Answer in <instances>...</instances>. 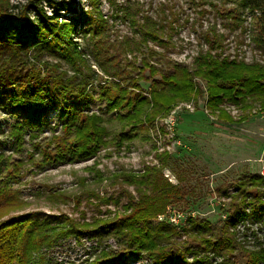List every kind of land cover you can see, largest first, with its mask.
<instances>
[{
    "label": "trees",
    "instance_id": "trees-1",
    "mask_svg": "<svg viewBox=\"0 0 264 264\" xmlns=\"http://www.w3.org/2000/svg\"><path fill=\"white\" fill-rule=\"evenodd\" d=\"M44 1L53 7V12L45 10L40 4L42 0H27L23 4L0 0V89L8 88L5 93L11 107L28 110L26 119L13 123L8 131L12 150L23 152L27 135L31 140L37 139L46 127L47 108L55 103L58 107L53 128L60 126L62 133L54 134L45 145L33 141V150L28 152L31 159L35 152L41 154L40 159L34 160L38 168L88 160L113 142L104 116L88 112L79 102L89 96L88 88L95 79H100L108 111L125 127L129 126L130 132L145 127L156 130L159 119L166 117L177 102L192 100L197 104L204 95L202 81L207 92L206 109L221 122L243 123L264 112V60L248 62L225 54L227 35L216 25L203 33L207 48L198 52L191 65L169 59L164 68L144 57L141 66L134 62L127 66L121 53L140 51L141 45L152 42L165 50H175L172 37L177 26L171 23L165 27L162 21L145 15L139 23L140 39L135 42L127 37L124 48L117 50L120 47L114 48L109 40L111 18L99 9V0H91V9H80L77 17L72 15L69 21L60 19L57 0ZM227 1L233 6H221ZM60 2L66 11H77L74 1ZM210 3L225 27L238 28L244 25L243 16H252V40L264 55V0ZM205 13L203 10L200 15ZM118 15L127 19L125 14ZM109 47L113 48L111 53ZM150 51L155 54L153 49ZM45 56L64 60L83 75L82 80H65L64 72H57ZM141 79L150 82L147 90ZM159 128L166 133L164 127ZM132 137L121 135L122 140ZM2 142L0 138V146ZM156 158L157 163L145 164L141 172L121 173L122 183L134 186L137 195L123 188L128 202L110 211L108 217L89 221L64 214V221L52 223L35 218L33 212L2 219L22 206L12 185L20 182L26 172L22 160H8L0 149V264H131L133 260L191 264L190 254L194 255L193 264L264 263V246L245 247L235 231L236 225L245 219L264 222V174L246 172L232 187H219L218 191L223 190L227 199L228 216L216 223L189 217L182 229L186 234L183 239V233L174 225L155 223L158 215L184 195L182 188L163 172L170 159L168 150L156 153ZM110 236L115 244L107 241ZM68 239L79 244L86 239L92 241L96 244L95 253L79 263L58 260L56 252ZM214 256L221 257L220 261Z\"/></svg>",
    "mask_w": 264,
    "mask_h": 264
},
{
    "label": "rangeland",
    "instance_id": "rangeland-1",
    "mask_svg": "<svg viewBox=\"0 0 264 264\" xmlns=\"http://www.w3.org/2000/svg\"><path fill=\"white\" fill-rule=\"evenodd\" d=\"M26 1L11 0L12 3L22 4ZM60 1L57 0L56 5L59 8V17L63 20L69 21L72 15L77 17L80 9L92 8L91 0H71L75 2L77 11L68 12L63 9ZM210 1L99 0V9L105 16L111 18L109 40L114 48L120 47L117 50L124 48L123 43L127 37L135 42L140 39L139 23L145 15L162 21L165 27H169L171 23L177 26V31L172 37L176 45L175 50H165L150 42L148 45H141L140 51L135 50L131 53L128 50L121 53V60L127 66L133 62L136 66H141L144 57L164 68L168 65L169 59L191 65L198 52L207 48L203 33L213 25L227 35L224 43L225 54L236 55L248 62L264 60L263 52L256 48L252 40L255 24L252 16L242 17L245 28L244 25L238 28L225 27ZM212 1L221 4V0ZM40 4L47 12H53V7L48 2L42 0ZM232 4L231 1H227L221 6L230 7ZM203 10H206V13L201 16L200 12ZM31 14L34 15L35 11ZM118 14H125L127 19L120 18ZM78 40L82 44L85 43L84 39L78 37ZM151 49L155 54L151 53ZM108 50L111 53L113 48L109 47ZM44 59L56 67L57 72H64L65 80L73 77L75 79L71 81L82 80L83 75L76 73L64 60L53 56H45ZM92 66L99 70L96 64ZM133 74L137 75L135 71ZM145 74L148 75V72ZM140 83L145 90L150 86V82L145 79H141ZM202 86L204 95L199 97L197 104L192 100L180 101L173 107L175 110L172 113L173 109L170 111L176 122L174 128L167 116L159 119L156 130L145 127L130 132L129 126L125 127L108 111V102L102 95L100 79H95L88 88L89 96L80 99L79 102L88 112H97L104 116L113 142L88 160L63 163L56 167L50 165L42 169L34 164L35 159L42 157L41 154L35 152L34 159H31L28 152L33 150V141L38 140L45 145L54 134L62 133L60 126L53 128L58 114L56 103L47 108L46 127L39 133L38 138L31 140L27 135L25 150L16 153L12 150L8 131L13 123L26 119L28 110L26 107L20 109L11 107L8 94L5 93L8 88H1L0 138L3 142L0 149L8 160H22L26 172L20 182L12 185L22 206L12 209L2 219L29 212H33L34 217L41 221L52 223L64 221V214L89 221L96 217H108L110 211L114 212L128 202V196L123 188H128L137 195L134 186L122 183L121 173L131 170L141 172L145 164L158 162L156 153L168 150L170 159L163 172L168 174L169 178L165 176L172 183L182 188L184 195L178 196L165 213L158 215L155 223L168 222L183 233L182 229L191 216L205 218L214 223L223 221L228 216V204L223 190L219 192L218 188L226 185L232 187L238 177L246 172L264 174V112L253 115L243 123L221 122L208 113L207 92L203 81ZM232 112L236 113L235 110ZM159 127H164L166 133L163 134ZM122 134L133 137L122 140ZM98 171L102 174L101 177L98 176ZM95 194L100 197H96ZM102 197L110 198L111 201L104 202ZM256 220L245 219L235 227L237 238L245 247L251 249L259 244L264 246V222ZM185 237L186 234L183 233L181 238ZM107 241L115 244L112 236ZM63 245L56 252V256L58 260L62 259L66 263H79L85 257L93 255L96 248V244L88 239L83 244L68 239ZM193 257V254L188 257L191 264ZM214 259L220 261L221 257L214 256ZM131 264L149 263L146 260H133Z\"/></svg>",
    "mask_w": 264,
    "mask_h": 264
},
{
    "label": "built area",
    "instance_id": "built-area-1",
    "mask_svg": "<svg viewBox=\"0 0 264 264\" xmlns=\"http://www.w3.org/2000/svg\"><path fill=\"white\" fill-rule=\"evenodd\" d=\"M192 103V102H191ZM176 107H178V105L176 106ZM175 109H173L172 111H171V113L174 111ZM170 114V113H169ZM167 115L166 117L167 118H170V121H171V125L173 126V128L175 127V125H176V122H175V120L173 119V116L170 114V115ZM170 128V127H169ZM172 128V129H173ZM171 129V128H170ZM160 132V131H159ZM161 133V132H160ZM168 178H169V176H168V174H165ZM166 215V214H165ZM160 218H161V216H160ZM161 219H163V218H161ZM167 219V218H166ZM168 220V219H167Z\"/></svg>",
    "mask_w": 264,
    "mask_h": 264
}]
</instances>
